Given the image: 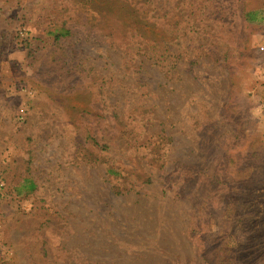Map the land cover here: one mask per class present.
<instances>
[{"label":"rangeland","instance_id":"obj_1","mask_svg":"<svg viewBox=\"0 0 264 264\" xmlns=\"http://www.w3.org/2000/svg\"><path fill=\"white\" fill-rule=\"evenodd\" d=\"M151 1L0 0V264H264V0Z\"/></svg>","mask_w":264,"mask_h":264},{"label":"trees","instance_id":"obj_2","mask_svg":"<svg viewBox=\"0 0 264 264\" xmlns=\"http://www.w3.org/2000/svg\"><path fill=\"white\" fill-rule=\"evenodd\" d=\"M111 1H112L111 3L113 4L105 6L103 8V11H101V18H104L106 22L108 20L107 25L111 37L113 36L114 31H116L114 23L116 21L115 18H117L119 19V21H122V25L125 26L126 28L131 27L130 32H132L138 39L137 44L133 46L134 49H136L138 42H143L146 43L147 46H149L147 53H155L153 51L154 50L153 47L151 48L152 41H150V39L154 40V36L148 38L146 34L147 33L150 34L151 32H153V28L155 26L154 22L157 20V14H156L157 6L153 4L151 0H144L142 5L133 4L130 2V0H111ZM116 4H120L121 6ZM246 16L249 22L254 21L256 19L254 12H248ZM97 29H103V28L99 26V28ZM55 33H56L55 34L56 37L60 38L61 36L68 35L70 31L66 29H62V31ZM123 35H126V31L124 32ZM146 38H148L149 40ZM146 40L147 42H145ZM91 139L94 143L99 145V141L97 140L96 137L91 136ZM109 173L113 174L114 170L110 168ZM29 188L34 189L35 184L33 182H29Z\"/></svg>","mask_w":264,"mask_h":264},{"label":"built area","instance_id":"obj_3","mask_svg":"<svg viewBox=\"0 0 264 264\" xmlns=\"http://www.w3.org/2000/svg\"><path fill=\"white\" fill-rule=\"evenodd\" d=\"M261 50L264 51V44L261 46Z\"/></svg>","mask_w":264,"mask_h":264}]
</instances>
